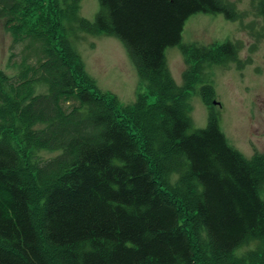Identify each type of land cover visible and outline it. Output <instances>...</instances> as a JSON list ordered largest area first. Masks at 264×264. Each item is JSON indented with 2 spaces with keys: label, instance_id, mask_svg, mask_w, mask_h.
<instances>
[{
  "label": "trees",
  "instance_id": "obj_1",
  "mask_svg": "<svg viewBox=\"0 0 264 264\" xmlns=\"http://www.w3.org/2000/svg\"><path fill=\"white\" fill-rule=\"evenodd\" d=\"M99 1L90 21L82 0H0L18 69H0V264H264V154L232 148L212 108L192 129L198 79L187 70L176 85L165 54L192 15L247 13L229 0ZM251 8L264 19V0ZM73 26L121 40L146 92L132 104L102 92ZM240 47L182 49L223 63Z\"/></svg>",
  "mask_w": 264,
  "mask_h": 264
},
{
  "label": "rangeland",
  "instance_id": "obj_2",
  "mask_svg": "<svg viewBox=\"0 0 264 264\" xmlns=\"http://www.w3.org/2000/svg\"><path fill=\"white\" fill-rule=\"evenodd\" d=\"M230 1L239 11L247 13L244 19L234 22L224 14L192 15L185 22L182 45L167 48L166 62L179 87L185 85L187 70L194 72L190 82L198 79L188 101L192 129L207 127L212 108L220 115V128L229 145L250 159L256 153L264 154V19L254 13L251 0ZM99 11V0L82 1L81 14L87 20L94 21ZM69 28L73 29L70 33L73 48L102 92L114 94L123 104L134 103L140 93L146 92L135 64L118 38L83 32L77 26ZM229 41L239 42L241 48L235 59L223 63H188L182 49L185 45L210 46ZM11 47L12 36L0 21V69L8 74L18 70L11 67ZM210 85L215 94L210 103L216 100L220 105L211 104L210 107L206 103L204 89ZM155 99L154 96L149 98L150 102ZM42 154L54 157L56 152L44 151ZM248 249L244 246L239 254Z\"/></svg>",
  "mask_w": 264,
  "mask_h": 264
},
{
  "label": "bare ground",
  "instance_id": "obj_3",
  "mask_svg": "<svg viewBox=\"0 0 264 264\" xmlns=\"http://www.w3.org/2000/svg\"><path fill=\"white\" fill-rule=\"evenodd\" d=\"M251 16H252V15H251ZM251 16H250V17H251ZM21 70H22V69H21Z\"/></svg>",
  "mask_w": 264,
  "mask_h": 264
}]
</instances>
